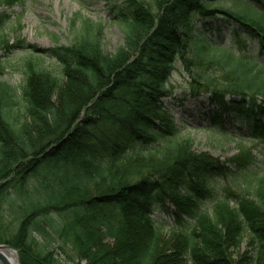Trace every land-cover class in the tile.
Returning a JSON list of instances; mask_svg holds the SVG:
<instances>
[{"label": "trees", "instance_id": "obj_1", "mask_svg": "<svg viewBox=\"0 0 264 264\" xmlns=\"http://www.w3.org/2000/svg\"><path fill=\"white\" fill-rule=\"evenodd\" d=\"M104 1L124 29L115 53L99 23L77 17L70 45L50 51L60 77L27 63L19 97L0 83V244L20 264H264L263 177L248 197L201 210L227 164L178 139L163 101L175 65L190 67V96L206 97L199 113L213 130L263 139L264 0ZM155 206L172 207L183 229L163 235ZM242 242L244 263L231 254Z\"/></svg>", "mask_w": 264, "mask_h": 264}, {"label": "rangeland", "instance_id": "obj_2", "mask_svg": "<svg viewBox=\"0 0 264 264\" xmlns=\"http://www.w3.org/2000/svg\"><path fill=\"white\" fill-rule=\"evenodd\" d=\"M213 1L224 8L230 5L225 0ZM113 5L111 1L104 0H0V14L7 16L0 28V83L15 90L19 97L21 88L26 84L27 63L32 65L36 63L60 77L61 66L50 55V51L56 47L70 45L75 34V29L71 25L73 20L78 19L77 17L99 23L102 27L103 50L109 54L115 53L123 44L124 29L116 22L115 13L111 12ZM79 24L80 21L76 26ZM233 30H224L223 34L228 40L227 46L235 51V48L239 47L235 46L230 39ZM248 48L249 53L258 55V48L254 50H252L253 46ZM188 57L194 59L190 54ZM195 61L196 59L192 62ZM187 69L191 71L190 67ZM187 69L179 64L175 65V70L172 71L166 84L170 94L163 101L167 113L172 117L173 124L176 128L178 127V139L187 141L193 152L208 153L219 162L227 164L225 175L214 177L209 183L212 196L199 204L201 210L210 211L214 201L223 198L225 194L248 197L256 187V179L259 177L264 179V139L251 138L248 134H239L234 129H227L225 135H220L213 130L199 113L200 110L204 112L207 110L206 97L197 99L190 96L193 93L191 88H198L190 84L191 74ZM213 76L221 78L217 73ZM232 124L235 122L232 121ZM35 139L38 140L37 137ZM246 153L250 154L249 164L246 168L239 170L236 164L231 162L235 157L246 156ZM42 175L44 172L31 180L35 184L41 182ZM233 205L234 202L231 200L229 206ZM167 208L168 211H165L161 206H155L152 215L155 225L165 236L169 234V228L183 229L170 215L166 214L170 211L173 213V208L170 206ZM183 221L187 228L193 226L191 220L184 218ZM248 253L245 242H242L239 249L231 254L236 262L242 256L244 263L249 261ZM62 260L66 258L63 256ZM63 263L66 264V261Z\"/></svg>", "mask_w": 264, "mask_h": 264}, {"label": "water", "instance_id": "obj_3", "mask_svg": "<svg viewBox=\"0 0 264 264\" xmlns=\"http://www.w3.org/2000/svg\"><path fill=\"white\" fill-rule=\"evenodd\" d=\"M9 251L12 253H15L16 259H17V264H20L17 258V252L16 250L10 248L7 245L0 244V264H10L7 256L10 254Z\"/></svg>", "mask_w": 264, "mask_h": 264}, {"label": "bare ground", "instance_id": "obj_4", "mask_svg": "<svg viewBox=\"0 0 264 264\" xmlns=\"http://www.w3.org/2000/svg\"><path fill=\"white\" fill-rule=\"evenodd\" d=\"M9 255L7 256V259H8V261H9V263L10 264H17V259H16V255H15V253H11L10 251H9Z\"/></svg>", "mask_w": 264, "mask_h": 264}]
</instances>
